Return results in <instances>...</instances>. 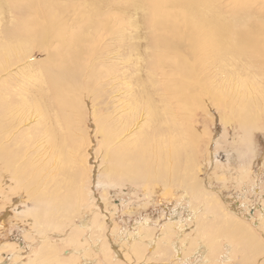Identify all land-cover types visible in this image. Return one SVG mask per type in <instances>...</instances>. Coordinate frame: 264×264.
<instances>
[{
    "label": "bare ground",
    "instance_id": "obj_1",
    "mask_svg": "<svg viewBox=\"0 0 264 264\" xmlns=\"http://www.w3.org/2000/svg\"><path fill=\"white\" fill-rule=\"evenodd\" d=\"M15 1L17 5L23 3L24 7L18 9L19 17L16 19L21 18L22 21L13 29L6 21L10 0H0V90L3 92L7 90L4 86H9L5 77L14 78V66L19 70L16 79H20L16 93H0V121L7 120L11 125L0 136V160H7L12 167L13 164L20 165L18 161L30 155L31 162L22 163L21 169L17 166L19 173L16 168L15 171L10 168L8 176L2 177L8 179L7 182L11 175L22 181L36 179L39 202H50V217L54 222L44 224L38 217L39 227L43 230L49 228L50 231L42 234L38 251L29 261L20 259L21 255L12 254V264H63L60 257V250L63 249L59 243L72 244V248L68 245L69 251L64 253L70 264H103V260L106 264H121L125 263L124 259L131 264L134 261L136 264H232L236 258L239 264H253L251 258L255 257L258 263L264 242L235 213L224 212L216 220L218 222L214 226L212 224L216 227L221 223L217 231L207 234L209 222H213L210 218L222 212V204L207 193L203 204H196L197 207L190 204L193 207L187 211L192 227H198L199 232L190 240V246L185 239L188 222L177 224L169 219L160 236L155 235L151 221L144 219L138 223L135 234L128 232L121 243L112 245L105 242L106 223L99 222L91 229L90 221H84L74 230L71 228L75 232L68 233L66 221L77 216L78 202L81 204V201H73L74 180L67 178L75 165L73 156L78 152L76 138L79 136L73 130L79 122H71L70 132H67L61 111L72 113L73 110L77 118H83L86 113L84 99L76 104L80 98L91 96L95 104L104 103L105 95H100V87L121 80L122 83L114 87L119 91L126 89V96L123 94L125 97L119 101L122 102L119 109L124 116L115 123L110 120L113 126H105L104 120L100 129L109 127L112 133H108L110 139L106 141V157L109 159L112 156L114 140L122 137L120 140L124 141H119L117 162L122 164L123 170L128 169L129 180L138 182L142 175L149 179L153 174H148V171L152 169L155 177L164 172L160 182L163 181L162 184L168 188L172 178L180 179L178 182L188 186L192 194L184 192L181 197L193 203L192 199H200L197 196L199 191H196L197 168L193 156L196 147H190V154L185 151L193 139L189 131L194 130L193 118L188 117V113L185 122L179 124L176 118L187 113L184 110H188L183 107L187 108L190 100L200 104L206 96L212 103L220 100L219 103L241 116L245 123L256 120L260 109L264 112V53L260 44L263 42L264 46L263 36H257L247 23V31H237L233 37V24L227 21L229 18L225 14L218 12L215 0H122L116 4L112 0ZM69 5L74 8L69 9ZM72 12H78V15L75 14L81 20L79 24L71 19ZM109 16L112 19L111 29H107L103 22ZM123 16L126 20L124 35L131 31L128 36H122V29L119 28ZM79 25L82 27L78 28ZM104 34L113 39L117 37L118 40H115L119 45L116 42L112 50L111 46L104 48L102 42L108 38L103 40ZM35 47L46 53V59L34 66L30 59L34 57L32 48ZM113 51L116 53L111 56ZM108 77L110 80L105 83L103 80ZM197 107L201 108L200 105ZM94 117V121L99 123L96 115ZM142 120L144 123L140 126ZM5 128L0 127V132ZM12 129H16L18 135L12 134ZM8 139H12V144L6 141ZM35 146L40 150L38 156L31 154ZM46 156L48 162L45 161L47 163L42 167L41 162ZM152 159L168 172L156 170ZM48 165H52L51 169L45 170ZM183 170L188 171L187 175L183 179L178 178ZM114 171L110 176L116 173ZM138 172L142 175L139 176ZM51 183L56 184L53 191L49 190ZM43 210H39L40 215ZM177 212L176 209L174 213ZM54 225L56 229L60 225L67 236L54 239L53 236H62L53 234L57 232L52 230ZM39 227L34 226V229L39 230ZM176 227L178 232L171 240ZM92 230L97 236H90L84 243L83 237ZM192 254L195 261L185 263ZM158 258L160 262L155 261ZM117 260L120 262L116 263ZM0 264H6L1 257Z\"/></svg>",
    "mask_w": 264,
    "mask_h": 264
},
{
    "label": "rangeland",
    "instance_id": "obj_2",
    "mask_svg": "<svg viewBox=\"0 0 264 264\" xmlns=\"http://www.w3.org/2000/svg\"><path fill=\"white\" fill-rule=\"evenodd\" d=\"M14 1L15 0H10V2L8 3L9 8H7L6 12V21L12 26L13 29H15L16 26L18 27L20 25L19 22H21L22 19H16V17H19L17 11L19 8L24 7L23 3L17 5V2ZM121 1L122 0H112V2L115 4L120 3ZM215 1L218 4V6L216 7L218 12L225 14L229 18L227 21L233 24V37H235V33L237 31H247V23H250V25L252 26V30L256 33V35L263 36L264 38V0ZM75 7L77 8V5ZM73 8L74 7L72 5H69V9ZM75 13L78 15V12H72L73 16H71V19L73 21H77V23L79 24L81 20H79ZM152 16H154V12H152ZM122 19L123 20L120 21L121 27L119 26V28L122 29L123 36L125 34L124 30L126 29V26L124 24L126 20L124 16L122 17ZM24 20L27 21V19ZM99 21L101 22V24L104 22V24L108 26L107 29H111L112 19L110 16L109 18L106 17V20H104L103 22L101 20ZM122 23L123 25H121ZM80 27H82V25L78 26V28ZM259 27H261L263 30ZM257 29H259L261 33L259 32V30L257 31ZM22 30L20 33L18 31L19 35L22 34ZM12 33L18 34L15 31H12ZM130 34L131 31L124 36H128ZM104 36L105 37L103 38V40L108 37L107 41L102 42L104 43V48L111 46L112 50V48L114 47V43L117 42L116 44H118V38L114 36L113 39L112 36L105 34ZM73 37L74 36L72 35V38ZM260 44L261 50L264 53L263 42ZM32 49H34V57L30 59V63H33L34 66L37 65V63H43V61L46 59V53L43 54V52L36 47ZM114 52L115 51H113L111 56L115 55L116 52ZM112 59L115 60V58ZM242 61L243 58L241 59V64ZM12 69L14 72H12L14 78L10 79L9 76V78H4V80L8 79L9 86L7 88L4 86V88L7 90H3V92L12 91L16 93L15 89L18 87L17 84L20 80L16 79V73L19 70H17V66H14ZM255 69L256 65L254 66V70ZM109 80L110 78L108 77L103 81L107 83ZM118 83H122V81L119 80L115 83H109L108 85L100 87V95H105V102L98 103L99 105L93 102V97L91 98V96L90 98L87 96L84 98H80V100L76 104L80 103L84 99L86 112L84 117L81 119L76 117L77 115L73 110L72 113H65L61 111L62 123L67 132H70L69 124L71 122H79L77 126L73 125L74 127L76 126L73 131L79 136L76 138L78 152L75 156H73V158H75V165L71 168V171L67 175V178L69 179V181L70 179L74 180L72 188V193L74 194L73 201H81V204H79L78 202L79 207H77L79 208L80 212L78 211L77 216L75 215L71 217V219L68 220L69 222L66 221V228L67 230H69L68 233H70L71 231L75 232L73 231L75 227L77 225H82L84 221H90V225H92L90 227L91 229L93 228V225L95 226V224H99V222L101 224L106 223V225L104 224L106 238L105 242L109 245H112L113 243H121L125 237V234H127L128 232L135 234L138 223L143 221L144 219H149L151 221L152 227L156 231L155 235L157 234V236H160L161 229L165 225H167L169 221H174L175 223L178 222L177 224H181L184 221H187L190 230L188 227L185 239L188 242V246H190V240L194 239L197 234H199V232L197 230L198 227H192L193 225L188 217L189 212L187 211H189L190 208L193 207L190 206V204H197L198 206L199 204H203L206 199L205 193H207L215 201H219L222 204V212H220V214H216L215 217L212 216L210 218L213 220V222H209L210 229L207 231L208 235L217 231V228L219 225H221V223L216 227L213 226L218 222L216 220L220 219L221 216L224 215V212L230 213L232 215H234L235 213V215H238L237 217L247 225V228L251 227L254 233H257L264 242L263 110L260 109L257 115L258 117H255L256 120H252V123H245L244 121H242L241 116L236 115V113L234 112L233 114L231 109L229 110V107H226L223 103H219L220 100L212 103L209 97L206 96L203 97L204 102L200 101V104L196 100H193V103L192 100H190L192 105L189 103L190 105L188 104L187 108L183 107V109H187L188 111L184 110L187 113L176 118V122L178 124L183 121L185 122L186 115L188 113H190L188 117L191 116L193 118L192 122L194 130H189L192 132L191 137L193 139L192 141H190L191 143L189 142V146L186 147L185 151L190 154V152H192L190 147H196V154H193V156H195V167L197 168L196 191H199L197 193V196L198 198H200L198 199V201L197 199H192L193 203H190L188 198H183L181 196L184 192L192 195L191 189H189L188 186L186 187L185 185H181L178 182V180L180 179L176 178L177 180H174L175 178H172L170 180V185L168 188L164 186V183L162 184L163 181L160 182V178L164 177L163 170L165 169L162 168L165 167L155 164L154 159L152 160L154 166H156L157 168L156 170L163 172L158 176L159 179L158 177H155L153 173L154 169L151 170V167H149L151 171H148V174H150L151 172L153 174L150 175L149 179L145 178L142 173L138 172L137 174L139 176L142 175V179L140 181L134 182L129 180L127 175L128 169L123 170L122 164L117 162V159L119 160V157H117L118 154L120 156V152L118 151V149L120 148L121 142L119 141H122L120 140L122 137L119 139L116 138L114 140L112 144L113 149H111L112 156L109 159L108 157H106V141L110 139L108 133L110 135H112V133L110 132L109 127L105 128V130H100L102 128L101 125L105 120V126H110L112 125V122L115 123L118 119H121L124 116L122 109H119V107L121 106L120 103H122H119V101H121L122 97L124 98L126 96L124 94V91L126 92V89H122V91H119L117 87H114L117 86ZM3 92L0 90L1 94ZM197 98L199 97H196V99ZM71 103L72 100L68 103V107L71 106ZM226 103L230 106L228 100L226 101ZM196 105H200L201 108L197 107ZM95 115L99 123H96L94 121ZM108 119L109 123L107 122ZM110 120L112 122H110ZM28 123H31V125L35 124L34 122ZM143 123L144 121L142 120L140 126ZM10 126L11 125L7 123V120H4L3 122L0 121V127H6L5 130L1 129L0 136L3 135L1 133L9 129ZM13 130L14 129H12V131ZM12 134L18 135L17 130L15 129ZM6 141H9V144H12V139H8ZM32 151L34 153L31 154H34L36 156L40 154L38 146L33 147ZM15 152L18 151L15 150ZM114 160L116 161L115 163ZM4 161L5 160H3L2 162L0 160V257L3 259V261L6 262V264H12V260L14 258L12 257V254L14 256L21 255L20 259H24L27 262L29 261L28 259L34 255V252L38 251L42 234L50 231L49 228L43 230L42 227H39L38 217L41 218V223L44 224H46L47 222H54V220H52L50 217L52 207L50 202H39V185L36 184V179L29 178L25 181H22L21 178L16 179L14 175H11L10 180L7 182L8 179L2 177L8 176L7 171H9L10 168H12L13 171H15L16 168V172L19 173L20 171H17V166H21V169L23 168L21 165L22 163L26 165L27 163L31 162L30 155L27 159L18 161V163L21 164H18L17 166H15L16 164L12 163L13 165L11 167L7 163V160L5 162ZM45 161H47V156L44 157L43 161L41 162L42 167L45 166V164L48 162ZM51 166L52 165H48L45 170L51 169ZM26 169L27 168H25V170ZM114 170H116V173L113 176H110V173L113 174V172H115ZM63 171L64 168L61 172ZM165 171H167V169ZM186 172L188 173L187 170L181 171L178 174V178L183 179L187 175ZM170 173L171 172H169V174ZM61 176L62 175H60V177ZM157 184H159V187ZM55 186L56 184L51 183L49 185V190L53 191L55 189ZM38 207H40V209H44L42 211V215H40L41 213ZM176 209L178 210V214L174 213ZM38 211L39 215H37L36 218L35 215ZM200 211L203 212V209L200 208ZM84 218L87 220H85ZM34 226L39 227V230L34 229ZM57 228L58 229L55 228V225L52 227L53 231H57L53 234H55L56 236L60 234L62 236H60L59 238L53 236L54 239L59 240L65 235L67 236L66 232H63L65 230H63V228H60V225H57ZM71 228L74 229L72 230ZM173 229L174 231L173 235L171 236V240L175 239L174 235H176L178 232L177 227ZM94 234L95 233L93 230L91 232L87 231V236H84V240L82 239V241L85 243V240H89V237ZM68 245L59 243V246L61 247V249H63V251L60 250V257L62 260L61 262H64L65 264H70L69 260L66 259V254H64L66 251H69L67 249L69 248ZM69 246L71 247L72 244ZM260 255L261 256L258 259V263H256V257L251 258L253 264H261L263 262L264 246ZM101 256L102 255L100 254V257ZM169 256L173 257L171 253H169ZM193 256V254L189 256L188 259L185 260V263H191V261L194 262L195 259L193 258ZM155 261L160 262V258H158L157 260L155 259ZM118 262H120V260L116 261V263ZM124 262L125 263L121 262V264L132 263L125 259ZM235 262L232 264H239L238 258H236ZM102 263L106 264L104 260L102 261ZM16 264H22V262H18ZM133 264H136L135 261L133 262ZM158 264L163 263L161 262Z\"/></svg>",
    "mask_w": 264,
    "mask_h": 264
}]
</instances>
